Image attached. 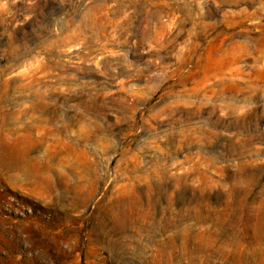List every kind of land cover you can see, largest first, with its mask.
<instances>
[{"label":"rangeland","instance_id":"obj_1","mask_svg":"<svg viewBox=\"0 0 264 264\" xmlns=\"http://www.w3.org/2000/svg\"><path fill=\"white\" fill-rule=\"evenodd\" d=\"M0 264H264V0H0Z\"/></svg>","mask_w":264,"mask_h":264}]
</instances>
